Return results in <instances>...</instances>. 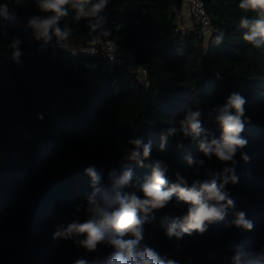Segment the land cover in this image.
Masks as SVG:
<instances>
[{
    "label": "trees",
    "instance_id": "trees-1",
    "mask_svg": "<svg viewBox=\"0 0 264 264\" xmlns=\"http://www.w3.org/2000/svg\"><path fill=\"white\" fill-rule=\"evenodd\" d=\"M203 1L213 30L208 37L195 24L180 26L182 0H109L97 17L76 20L69 8L61 18L62 28L91 32L89 22L102 19L109 35L94 33L131 51L146 69L142 75L81 51L63 49L52 59L37 49L27 27L31 16L46 15L35 0H0L19 19L0 15V264H72L78 258L104 259L112 251L102 244L88 253L71 241L52 239L57 227L72 221L77 205L86 203L92 190L88 167L100 175L101 186L110 184L109 171L131 170L122 192L141 197L139 184L155 159L168 166L170 184L177 182L176 173L189 186L195 179L221 182L227 175L223 168L233 166L204 158L199 139L178 132L168 138L165 151L158 146L168 127L179 129L188 107L202 110V125L213 134L208 139H218V113L212 109L232 92L246 98L242 136L248 141L235 157L239 182L225 185L235 208L202 235L169 240L162 218L180 216L187 207L173 198L167 208L154 210L141 245L178 264H231L238 250L258 252L264 246V48L243 40L240 19L255 13L239 9L240 0ZM13 38L21 41L19 63L8 47ZM138 136L153 143L143 165L122 158L121 149L131 147L127 140ZM187 155L205 159L204 165H188ZM238 210L254 222L253 230L225 227ZM75 215L83 219V209Z\"/></svg>",
    "mask_w": 264,
    "mask_h": 264
},
{
    "label": "clouds",
    "instance_id": "clouds-1",
    "mask_svg": "<svg viewBox=\"0 0 264 264\" xmlns=\"http://www.w3.org/2000/svg\"><path fill=\"white\" fill-rule=\"evenodd\" d=\"M109 0H35V5L40 13L27 20V27L32 29L36 40L48 43L55 37L58 42L65 41L71 35V30L62 28V17L69 15V8L74 11L76 20L80 18L97 17L103 12ZM239 9L245 13H255L252 18L246 15L240 19V27L246 29L242 38L257 49L264 48V0H240ZM0 15L7 20H14L15 13L7 4H0ZM102 19L96 23L89 22L88 27L93 31L100 29L107 36L109 31L102 28ZM224 33L216 38L217 43L223 38ZM21 41L13 38L8 46L12 50V60L20 62L22 55L19 45ZM246 98L241 94L232 92L222 106L214 107L217 112L215 123L219 125V138L208 139L213 135L202 125V110H193L188 107L182 119L179 120V129L168 127L160 136L158 151H165V144L169 137L176 136L179 132L184 138L193 141L199 139L198 149L203 157L211 161L213 157L224 165L226 173L221 180L195 179L191 186L179 173H176V183H169L167 176L168 166L163 160H151L147 165L151 174L145 176L144 182L139 184V192L123 193L125 186L130 184L132 171L123 170L119 175L115 170L108 173L110 184L101 186V177L94 167L85 169L91 177V193L87 194L86 203H81L75 208V213L83 209V219L73 214V219L66 227H57L52 239L71 241L88 253L98 250V246L105 244L112 251L104 259L78 258L72 264H178L175 259H162L153 248L141 245L144 240L145 225L151 223L155 216L154 210L159 211L168 207L175 198L177 204L186 205L182 215L169 218L165 215L161 220V227L169 240L181 241L187 236L204 234L209 226L225 219L227 211L235 208V201L230 198L225 185L239 182L234 166L237 153L248 144L242 136L247 118L245 117ZM211 115V113H209ZM127 144L130 148H122V158L125 161H135L143 165L149 160L153 152V143L149 140L143 142V137L129 138ZM182 147V145H178ZM244 161H249V156L241 154ZM188 165L196 163L203 166L205 159L194 160L192 155L184 157ZM199 171V168H197ZM234 218L225 227H235L242 231H251L254 222L247 218L245 211L238 210L233 213ZM128 237V238H125ZM179 247V244H177ZM231 264H264V246L258 252L238 250L231 257Z\"/></svg>",
    "mask_w": 264,
    "mask_h": 264
},
{
    "label": "built area",
    "instance_id": "built-area-1",
    "mask_svg": "<svg viewBox=\"0 0 264 264\" xmlns=\"http://www.w3.org/2000/svg\"><path fill=\"white\" fill-rule=\"evenodd\" d=\"M14 13L15 19L11 21H18L17 13L15 11ZM182 14L188 20L189 26L195 24L199 27L203 36L208 37L212 33L211 19L203 0H182ZM66 29L71 30V35L67 40L58 42L55 37L48 43L38 40L37 49L49 52L52 59L63 49L81 51L105 58L115 64L126 66L136 73L146 74L145 67L138 63L134 54L121 44L100 34L77 27Z\"/></svg>",
    "mask_w": 264,
    "mask_h": 264
},
{
    "label": "crops",
    "instance_id": "crops-1",
    "mask_svg": "<svg viewBox=\"0 0 264 264\" xmlns=\"http://www.w3.org/2000/svg\"><path fill=\"white\" fill-rule=\"evenodd\" d=\"M187 25H189L188 20H186V18H184V16H182L180 26L184 27V26H187Z\"/></svg>",
    "mask_w": 264,
    "mask_h": 264
}]
</instances>
